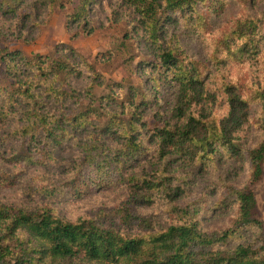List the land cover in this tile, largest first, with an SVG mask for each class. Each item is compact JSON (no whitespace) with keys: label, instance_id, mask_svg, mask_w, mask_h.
Wrapping results in <instances>:
<instances>
[{"label":"trees","instance_id":"obj_1","mask_svg":"<svg viewBox=\"0 0 264 264\" xmlns=\"http://www.w3.org/2000/svg\"><path fill=\"white\" fill-rule=\"evenodd\" d=\"M102 1L78 0L66 29L80 23L82 33L93 34L86 29L88 17ZM222 1L121 0L130 19L123 39L136 33L147 52L139 84L128 86L106 80L65 44L49 55L9 52L6 44L33 42L40 35L59 0H0V54L11 81L0 89V118L11 117L19 151L5 161L61 175L42 174L29 190L50 205L0 203V264H264L250 190L224 180L220 191L208 188L192 199L196 174L217 172L233 160L247 164L256 180L264 163V66L256 84H230L198 66L172 30L178 21L192 19L195 5L201 9ZM236 23L238 28L223 37V56L216 50L212 57L217 66L264 52L259 50L264 15ZM108 55L98 54L95 62ZM167 88H176L177 95L171 121L160 125V94ZM219 97L224 116L198 111ZM252 107L257 110L250 119ZM245 126L258 135L250 147L239 135ZM67 150L71 158L57 154ZM0 172V181H7L1 164ZM112 186L126 192L118 207L76 221L58 215L55 200L83 199ZM142 206H164L171 224L159 228L136 212ZM218 214L230 215L228 223L207 227L208 217Z\"/></svg>","mask_w":264,"mask_h":264},{"label":"rangeland","instance_id":"obj_2","mask_svg":"<svg viewBox=\"0 0 264 264\" xmlns=\"http://www.w3.org/2000/svg\"><path fill=\"white\" fill-rule=\"evenodd\" d=\"M221 3H223L221 5ZM221 3H210L208 6H202L201 9L195 5L190 12L191 20L188 23L178 21L177 26L172 25L174 34H178V41L187 53L195 60L198 66L205 70L208 68L212 75L224 77L230 84L254 85L258 82L261 68L264 66V52L254 59L244 61H227L223 65H215L213 55L219 50L218 57L221 58L225 53L226 42L223 37L231 30L238 28V20L246 18H260L264 15V0H251L244 3L243 0H224ZM61 4L63 7H58ZM78 6V0H59L57 7L54 8L52 16L41 28L40 35L33 41L24 43L22 41H12L6 44L9 52L21 51L25 56L49 55L59 44H65L72 47L89 64L95 67V70L106 80L128 85L136 86L139 84L141 75V64L147 60V52H144V44L139 35L132 34L131 39H123V35L129 32L128 13L122 5L121 0H103L99 6H96L88 17L86 29H91L93 34L86 35L82 33L83 25L75 23L69 24V31L66 29V22L70 21L72 14ZM44 13L42 12L41 15ZM43 21H46L42 17ZM185 33V36L181 34ZM77 36L71 39L72 36ZM264 35V31H263ZM264 50L262 43L259 50ZM98 54H110L105 62L96 63L95 57ZM223 60V59H222ZM213 79L212 82H215ZM163 83V82H162ZM11 84V81L4 74V65L0 54V89ZM212 88L215 83L211 84ZM12 91V90H11ZM105 91L98 90V95ZM176 88L161 89V99L163 100L160 113V125L165 119L171 121V111L175 105L177 95ZM162 95L164 99L162 98ZM249 118L256 115V107H252ZM198 111L205 114H214L217 116L225 115V101L217 98L213 104H202ZM11 117L0 118V152L4 153L0 164L3 165L7 176V181H0V203L7 205H17L22 207H38L41 205H50V202L41 200L34 193L29 192L36 177L47 174L55 177L59 171L55 169L42 170L20 168L19 165H10L5 160L16 153L19 154L16 143L13 142ZM241 143L250 147L256 143L258 135L255 128L244 127L239 134ZM27 148V144H26ZM27 150V149H25ZM32 152V151H28ZM57 152L60 158H71L70 150ZM191 169H185L184 173ZM24 171V172H21ZM17 172V175H15ZM0 175H3L0 172ZM19 177L17 182L12 177ZM194 189L192 199L197 198L208 191V188H214L220 191V181H224L231 186L246 188L253 194L255 207L253 210L254 219L261 225L262 239L264 240V163L261 168V174L253 180L251 171L247 164L233 160L219 165L218 171H205L195 175ZM18 180V179H17ZM224 182V183H225ZM225 184V185H227ZM207 188L205 191L203 189ZM194 194V197H193ZM126 192L124 188L112 186L105 188L83 199L62 198L55 200V205L60 218L68 221H76L81 218H93L102 210L110 211L125 199ZM217 195L212 198L216 200ZM136 212L144 218L150 219L154 224L165 227L171 224L169 213L164 206L160 210L154 206H142L136 209ZM230 215L218 214L215 217L210 216L205 222L207 227H219L228 223ZM136 232V231H133Z\"/></svg>","mask_w":264,"mask_h":264}]
</instances>
